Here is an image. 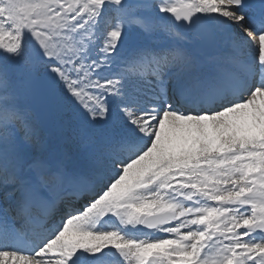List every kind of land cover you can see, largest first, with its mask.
I'll use <instances>...</instances> for the list:
<instances>
[{
    "label": "snow or ice",
    "instance_id": "1",
    "mask_svg": "<svg viewBox=\"0 0 264 264\" xmlns=\"http://www.w3.org/2000/svg\"><path fill=\"white\" fill-rule=\"evenodd\" d=\"M0 264H264V0H0Z\"/></svg>",
    "mask_w": 264,
    "mask_h": 264
}]
</instances>
